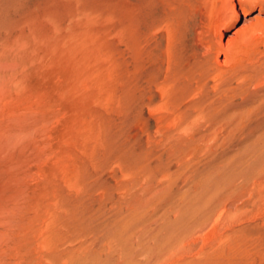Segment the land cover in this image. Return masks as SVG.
Segmentation results:
<instances>
[{
	"label": "bare ground",
	"instance_id": "obj_1",
	"mask_svg": "<svg viewBox=\"0 0 264 264\" xmlns=\"http://www.w3.org/2000/svg\"><path fill=\"white\" fill-rule=\"evenodd\" d=\"M238 1L241 13L246 14V2L257 5L258 12L222 42V28L237 17L234 1L181 0L197 6L201 18L206 14L209 18L212 36L197 44L202 48L199 53L189 51L177 32H166L165 39L158 37L147 49L142 30L131 28L135 17L129 16L128 123L147 135L141 127L142 108L157 100L164 113L156 115V125L166 136L220 135L228 140L259 132L258 167L239 182L228 183L222 202L226 255L236 254L231 259L236 262L260 263L264 262V15L258 14L264 0ZM37 15L32 19L36 22L25 21L32 25L23 35L32 43L16 40L15 54L5 57L14 48L12 37L13 48L7 43L8 49L0 50L5 54L0 55V264H78V135L90 149V162L96 147L106 148L99 134L92 139L96 129L92 115L79 118L78 125L79 40L59 43L71 37L60 34L57 23L48 18L49 29L51 24L54 28L51 41L40 31ZM40 45L45 48L39 50ZM97 90L90 95L96 103L101 94ZM97 129L101 131L100 125ZM244 219L249 224L240 226Z\"/></svg>",
	"mask_w": 264,
	"mask_h": 264
},
{
	"label": "rangeland",
	"instance_id": "obj_2",
	"mask_svg": "<svg viewBox=\"0 0 264 264\" xmlns=\"http://www.w3.org/2000/svg\"><path fill=\"white\" fill-rule=\"evenodd\" d=\"M233 1L237 17L222 28V42L258 12L257 5L246 2V14L241 13L239 1ZM198 10L181 0H0V50L5 52L15 40L12 51L1 56L10 57L19 40L32 43L24 37L32 25L25 21L36 20L37 14L40 31L51 41L54 28L49 23L54 22L60 34L71 37L59 43L79 40L78 119L92 115V139L99 134L106 149L96 147L91 163L90 149L78 135V264H264L236 262L231 260L236 254L226 255L222 202L228 183L239 182L258 167L259 132L228 140L220 135L166 136L157 129L156 115L164 113L157 100L142 108L141 127L147 135L128 123L129 16L135 17L131 28L142 30L147 49L158 37L165 39L166 32H177L189 51L199 53L197 44L211 38L212 31L207 14L201 18ZM258 15H264V7ZM90 73L102 85L89 82ZM95 90L101 102L90 98Z\"/></svg>",
	"mask_w": 264,
	"mask_h": 264
}]
</instances>
